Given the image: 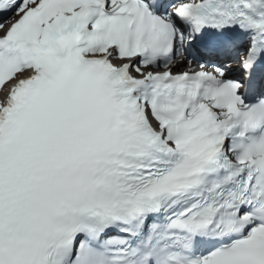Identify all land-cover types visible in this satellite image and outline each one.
<instances>
[{
  "label": "snow or ice",
  "instance_id": "6c2138e0",
  "mask_svg": "<svg viewBox=\"0 0 264 264\" xmlns=\"http://www.w3.org/2000/svg\"><path fill=\"white\" fill-rule=\"evenodd\" d=\"M0 264H264V0H0Z\"/></svg>",
  "mask_w": 264,
  "mask_h": 264
}]
</instances>
